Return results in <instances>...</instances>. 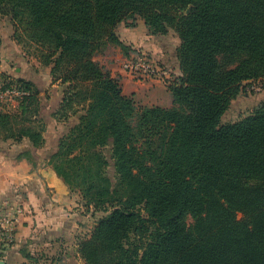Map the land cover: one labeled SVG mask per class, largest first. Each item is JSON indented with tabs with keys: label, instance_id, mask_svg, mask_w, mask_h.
Returning <instances> with one entry per match:
<instances>
[{
	"label": "trees",
	"instance_id": "1",
	"mask_svg": "<svg viewBox=\"0 0 264 264\" xmlns=\"http://www.w3.org/2000/svg\"><path fill=\"white\" fill-rule=\"evenodd\" d=\"M0 17L68 86L47 110L32 82L3 83L26 95L0 111L2 139L39 149L49 117L81 112L47 166L106 214L78 245L84 264H264V104L221 125L264 81V0H0ZM137 18L179 41L170 108L137 105L93 60L108 45L126 56L116 30Z\"/></svg>",
	"mask_w": 264,
	"mask_h": 264
},
{
	"label": "crops",
	"instance_id": "2",
	"mask_svg": "<svg viewBox=\"0 0 264 264\" xmlns=\"http://www.w3.org/2000/svg\"><path fill=\"white\" fill-rule=\"evenodd\" d=\"M143 26L142 21H137L131 29L117 28V37L131 50L128 56L121 57V62L140 51L149 52L160 62L164 61V55L162 56L157 44L154 47L150 41L152 37ZM175 51L176 46L173 52ZM171 63L177 77H180L176 57L171 59ZM108 71L111 77L119 80L123 95L146 106L169 107L170 94L161 84L135 82L124 74L120 66L116 68V65ZM43 137L45 142L39 149L25 144L21 148L15 147L17 149L14 152L0 151V200L15 198L23 204L24 209L16 244L0 253V262L3 264L19 262V259L28 255L27 247L33 252H44L45 257L52 256V248H55L58 242L69 240L71 234L81 227L82 217H79V211L82 206L78 195L46 166L60 138L49 140L48 144L47 135L43 134ZM41 165L45 166V169L41 168ZM77 245L76 243L75 246Z\"/></svg>",
	"mask_w": 264,
	"mask_h": 264
},
{
	"label": "rangeland",
	"instance_id": "3",
	"mask_svg": "<svg viewBox=\"0 0 264 264\" xmlns=\"http://www.w3.org/2000/svg\"><path fill=\"white\" fill-rule=\"evenodd\" d=\"M137 21H141V19L137 18L136 22ZM119 27L121 29L128 28L124 24H121ZM23 37L21 43L18 44V41L14 38L11 19L9 17H0V111L6 112L15 109L19 97L16 95H12L9 92L15 91V88L12 87L11 90H6L9 92L6 93V91L1 90V87L3 86V83L7 84L11 81L15 82L16 80L29 81L32 82L36 87H38L40 89L41 95L47 100V110H50L51 108L48 107L49 104L54 101H61L68 86L62 85L60 82H54L52 80L50 67L42 66L39 53H37L36 49L33 46H28V44L26 43V39H24ZM150 41H152L154 47L157 44L159 50L162 52V56L164 55V61L162 60L164 64H162V62L157 60L149 52L140 51L137 53H143L150 56L160 65L163 72L168 75V79L159 84L166 87L167 89V87L176 82L179 78L177 77V74L175 73V70L173 68V64L171 63V59L173 60L176 57V51L173 52V50L175 46L177 50V43L179 45V41L172 31L164 36L152 37ZM121 43L123 44V42ZM161 46L164 47L162 48ZM129 52H131V50L128 51V54ZM128 54L126 56H128ZM122 56L126 57L118 47L108 45L103 48L101 53L96 54L93 60L104 72L109 74L108 70L115 68V65L116 68L120 66V68L123 70V65L136 55H133L131 58L127 57L121 62L120 59ZM124 74L127 76V73L124 72ZM2 77H5L6 79L3 80ZM117 81L119 82L118 79ZM242 90L243 91L240 92L239 95L231 101L227 111L224 113L221 119V125L236 123L248 117L254 112V110L264 104V81L246 82L243 84ZM170 98L168 105L169 107L167 108H170L172 106V100ZM135 102L137 105L146 106L137 101ZM80 114L81 112L79 113L78 111L76 113H74L73 111H68L59 113L56 116L49 117V123L48 125H46L45 132L43 133L47 135L46 138L48 144L49 140L51 141L53 139L61 138L63 135H65L77 122ZM25 144H29V142H27L26 140L22 142H13L11 140H4L0 136L1 152H14V150L17 149L15 147L21 148V146L24 147ZM104 154L107 158L109 157L108 148L104 150ZM40 167L45 169V166L42 167L41 165ZM106 173L107 177L114 184L115 173L111 161ZM79 203L82 206L80 209L81 212L79 211V217H82L80 230L77 229L76 232H73L69 240L66 239L65 241L58 242L55 248H52V250L50 251L52 256L48 255L47 258L45 257L46 255L44 252H33L27 247L26 251L28 255H25L23 259L21 258V260L19 259V262H13V264H40L48 262L50 260H52L53 264H84V261L81 259V256L78 253V245L82 240L86 239L90 235L96 223L100 219L105 217L106 214L99 211H93L90 208H85L83 203ZM237 220H239V217H237ZM192 223V220L188 218V226L192 225ZM76 243L78 244L77 246H75Z\"/></svg>",
	"mask_w": 264,
	"mask_h": 264
},
{
	"label": "built area",
	"instance_id": "4",
	"mask_svg": "<svg viewBox=\"0 0 264 264\" xmlns=\"http://www.w3.org/2000/svg\"><path fill=\"white\" fill-rule=\"evenodd\" d=\"M127 76L139 83H161L168 79L160 65L150 56L143 53L132 57L123 65ZM18 97L26 95L18 91H9ZM6 91V93H9ZM5 93V94H6ZM23 204L15 198L0 200V253L11 249L17 240L20 219L23 216Z\"/></svg>",
	"mask_w": 264,
	"mask_h": 264
},
{
	"label": "water",
	"instance_id": "5",
	"mask_svg": "<svg viewBox=\"0 0 264 264\" xmlns=\"http://www.w3.org/2000/svg\"><path fill=\"white\" fill-rule=\"evenodd\" d=\"M0 264H3L2 262H0Z\"/></svg>",
	"mask_w": 264,
	"mask_h": 264
}]
</instances>
